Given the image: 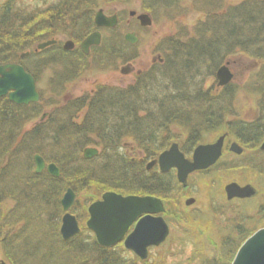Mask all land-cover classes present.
<instances>
[{"label": "trees", "instance_id": "16d2710c", "mask_svg": "<svg viewBox=\"0 0 264 264\" xmlns=\"http://www.w3.org/2000/svg\"><path fill=\"white\" fill-rule=\"evenodd\" d=\"M180 1L166 0L165 6L175 11L167 12L173 19L184 15L178 9ZM224 1L192 0L190 11L205 18L192 27L190 35L187 27H181L179 36L164 40V63H156L127 87L100 85L93 94L60 103L66 83L80 74L81 67L73 66L55 71L52 94L40 90L39 102L16 104L7 95L0 96V250L7 264H171L169 251H162L154 261L141 260L122 247L101 246L86 225L65 240L60 233L61 199L68 188L78 194L96 184L100 192L152 194L167 200L179 190L175 176L147 171L145 164L174 140H168L169 124L182 123L199 134L217 129L224 125L225 113L234 109L239 92L259 96L264 115V0L229 6ZM33 17L16 8L0 10L4 61L17 60V51L38 41ZM236 55L260 62L259 72L243 86L229 84L213 96L206 80ZM21 61L34 76L42 73ZM49 106L52 110L44 113ZM39 115L42 119L28 128ZM236 127L245 142L257 143L260 135H253L251 127ZM198 133L192 134L194 139H201ZM123 138H131L145 152L143 161L119 151ZM89 146L100 147V153L83 157ZM35 154L54 162L60 175L46 170L37 173ZM94 200L88 197L85 206L75 200L69 209L79 224L87 220V207ZM218 222L211 229L219 238V253L210 256L198 235H190L195 249L188 264H231L238 248L255 231L241 224L232 225L234 231L225 230L224 223Z\"/></svg>", "mask_w": 264, "mask_h": 264}, {"label": "rangeland", "instance_id": "374dc122", "mask_svg": "<svg viewBox=\"0 0 264 264\" xmlns=\"http://www.w3.org/2000/svg\"><path fill=\"white\" fill-rule=\"evenodd\" d=\"M110 1L112 0H92L90 8L96 9L98 6H104L105 3ZM241 1L243 0H225L224 2L229 6ZM126 2L127 0H118L119 4H128V9H134L137 11L141 10L143 5L142 0ZM9 4L12 5L13 8L24 13V15L30 13L34 14V12H36V5H34L32 0H0V10ZM191 4L193 5L192 0L180 1L178 9L179 11L183 10L184 15H178L175 19L171 18L167 13H173L174 10L168 8L163 9V7L155 8L159 10L153 9L155 23L150 26L148 30L141 31L140 39L136 44V51L132 55L125 54L122 56L123 54L118 53L117 55H114L115 57L113 58V61L108 59V55H106L105 51L104 54L98 52L87 58L79 57L77 54L57 55L58 62L55 64V68L52 70H43L42 73L38 74L39 80L37 86L39 90H44V93L52 94L51 89L54 85L52 84V79L55 76V71L58 70L64 72V70H69V68L73 66H79L82 70L80 69V74L77 75L74 80L66 83L64 88L65 91L59 98L60 103H65L69 99L93 94L91 93V90L100 85L127 87L136 83L137 78L136 75L133 74L135 71H141L140 73L137 72V76H140L146 72V70L150 69L153 64L164 63V61H157L154 63V58L158 57V53L162 50L164 51V40L171 36H179V29L181 27H187V30L191 31L188 33L190 35L193 33L192 27L199 20L205 18V14L203 13L190 11L189 8L191 7ZM46 38V33H44L43 36L38 35V41H35L29 49L34 48L37 42ZM3 40L5 39L3 38ZM105 40V44H103L104 50L106 48L104 46H107L108 42L112 44L111 41L119 42L120 39L119 35L113 38V40L111 36L107 35ZM9 44L10 41L8 40L7 45ZM16 55L19 57L18 53ZM127 57L131 59L130 61H132L134 69L128 73H122L121 67L125 66L127 63L124 62L123 58ZM162 57L164 58V53H162ZM24 62L26 65L28 64L27 61L24 60ZM225 63H228L229 68L235 72L236 76L224 86L218 85L216 74L215 76L208 78L205 87L211 89L213 96H216L217 94L220 95L224 88L229 84H235L239 87L243 86L257 75L261 64L253 59L237 55L231 57ZM28 65L29 68H34V65ZM49 97L52 98L51 95H48V98ZM259 99V96H248L244 92H239L233 102L234 109L231 112L225 113L223 123L226 121L247 120L259 115ZM50 109L52 110L51 106L46 108L43 112H49ZM83 115L84 112L80 115L79 121ZM40 119L42 118H40L39 115L36 119L28 123L27 127L29 128L33 124H36ZM169 130L170 136L168 140L175 139L182 141L188 138L187 131L189 132V128L187 126L185 129L182 123L174 122L169 124ZM223 130H225V127L221 128L219 132L210 131L203 133L201 138L205 141L215 138ZM192 138H195V135H193ZM245 148L246 153L241 158H235L233 157V154L227 153L222 158V161L210 170V172L193 174L189 178V187L187 189H181L182 187L178 185L179 190L177 191V194L166 200L169 208L176 213V216H169V223L171 226L170 234L160 246L150 248L147 259L155 261L158 259L159 254H161L162 251H169L172 253L170 255L171 264H175L179 260H183L182 264H188L187 258L191 254V249H195L192 248L194 244L192 243L193 240L191 239V236L195 237L196 235H198L197 237L203 245L204 251L210 256H215L219 253V238L213 235V230L211 228H213L212 223L215 224L218 220L222 221L221 224L224 223L223 227L225 230L230 227L231 231H234L236 227L233 226H237L238 224L253 230L257 228L253 219L259 214L258 209H260V205L264 204V156H257V148H252L251 145H245ZM127 149L129 151L128 154H126ZM119 151L126 155L135 156V159H138L143 153L140 152L142 150L136 148V144L131 138L122 139ZM253 157L254 160H250ZM240 160L245 164L241 163ZM233 179H236L237 181L239 180L241 183H253L256 186L255 196L246 200H227L224 192V184ZM100 190L99 185L93 184L88 190H80L79 193L76 194L75 200H78L81 204L80 206H85L88 202H86L88 197H91L92 199L94 198V201L101 198L102 192H100ZM192 197L195 198V202L192 205H186L185 202ZM260 215L263 216L261 213ZM84 225H86V220L80 222L82 228ZM217 227L219 226L217 225ZM122 246L123 245H121V247ZM191 255H193V253ZM0 259H5L1 250Z\"/></svg>", "mask_w": 264, "mask_h": 264}, {"label": "water", "instance_id": "95a60500", "mask_svg": "<svg viewBox=\"0 0 264 264\" xmlns=\"http://www.w3.org/2000/svg\"><path fill=\"white\" fill-rule=\"evenodd\" d=\"M95 20L98 26H114L117 22L116 18L106 16L102 10L96 13ZM99 41L100 33L95 32L81 43V47L84 51H88L92 44L99 43ZM50 43H42L39 47ZM70 44L71 41L67 42L66 48ZM130 71H132L130 64L121 67L122 73ZM216 77L219 86H224L233 79L228 63H224L217 69ZM4 95H7L9 101L16 104L40 101L35 78L23 65L18 63L0 65V96ZM222 147L223 137L214 144L199 145L194 150L193 160H188L179 150L178 145L174 143L148 167H152L157 161L164 171L175 167L178 170V181L186 185L189 173L214 164L222 154ZM261 148L264 149V142ZM97 153L95 148L87 147L83 156L89 158ZM34 161L37 173L46 170L50 175H60V168L54 162L47 163L42 155L35 154ZM225 191L228 199L249 197L255 194V190L249 185L241 187L237 183L226 185ZM75 199L76 193L71 188L66 190L61 199L64 214L61 219L60 233L65 240L81 232L77 217L69 211ZM187 203L189 204L191 201ZM163 210L162 201L156 197L125 196L114 191H106L101 199L88 206L89 217L86 220V226L94 232L96 240L101 246L109 247L123 239L138 216L145 214L137 220L134 229L124 239L125 248L144 260L149 255V247L160 245L169 235L170 229L165 219L161 216H153V213ZM0 264H7V262L0 259ZM231 264H264V227L256 230L241 244Z\"/></svg>", "mask_w": 264, "mask_h": 264}, {"label": "flooded vegetation", "instance_id": "af4514ba", "mask_svg": "<svg viewBox=\"0 0 264 264\" xmlns=\"http://www.w3.org/2000/svg\"><path fill=\"white\" fill-rule=\"evenodd\" d=\"M132 0H127V2H131ZM143 5L141 10L137 11L134 9H128V4L127 5H121L118 3V0H112L110 2H107L104 4V6H98V8H90L92 0H32L34 5H36V12H34V21H35V29L37 30L38 34L41 36L46 33L47 38L44 40H40L37 42L32 49H26V50H21L17 51L19 54V57L17 60L13 61H4V55L2 52H4L5 47H0V65L7 64V63H18L22 64L21 60L27 61L28 64H32L35 67V71L38 72L39 69L42 70H47V69H54L55 64H56V56L57 55H70V54H77L79 57H88L92 56L94 54H97L98 52L101 54H104V51L106 55H108V59L113 60V58H110L109 56H114L119 54H127V55H132L135 53L136 49V44L138 43L140 39V34L142 33V30H148L150 26H152L155 22L154 18V11L153 9L155 8H160L163 7V9H166L167 7L165 6L166 0H142ZM151 1V4H150ZM126 2V3H127ZM6 10H10L13 8L12 5H8L4 7ZM102 10L103 13L108 16V17H113L116 18V23L114 26L112 25H104V26H98L96 24V13ZM159 10V9H155ZM112 21V20H111ZM43 22V23H42ZM98 32L100 33V41L99 43L92 44L89 48L88 51H84L81 47V43L92 33ZM120 32V33H119ZM109 35L113 38L117 37L119 35V42H112L113 44H110L108 42L105 50L103 48V44H105V39L106 36ZM71 41V44L69 45L68 48H66V43ZM51 42L50 44L44 46V47H39L40 44L42 43H47ZM16 53V54H17ZM162 53L164 51H160L158 53V57L154 58L156 63L157 61L162 62L164 58L162 57ZM20 59V60H18ZM47 60V63H46ZM61 61V60H60ZM126 64H130L132 70L133 68V63L132 61H128ZM70 65V64H68ZM155 64H153L151 67H153ZM26 69V66L23 65ZM67 66V65H66ZM150 67V68H151ZM230 69V72L233 74V78L236 76L235 72ZM27 70V69H26ZM28 71V70H27ZM29 72V71H28ZM140 73L141 71H135L133 74L136 75ZM31 73V72H30ZM32 74V73H31ZM33 75V74H32ZM33 77L36 80V87L37 90L40 94V90L37 86L39 76L36 77L33 75ZM135 78V77H134ZM98 88H93L91 90V93H94ZM6 96V95H4ZM40 99H41V94H40ZM39 102V101H38ZM259 115H256L254 118L247 119V120H237V121H226L224 122V125L221 127H218L217 129L210 130V131H217L219 132L221 128L225 127V130H223L221 133H219L215 138L209 139V140H203L202 135L203 133L210 132V131H201L200 134L197 131L189 132L187 131V139L184 140H173L164 150H162L156 157L152 159H148L146 161V169L147 171H153L157 170L158 172L162 174L169 173L170 175H174L178 185L181 186V189H187L189 187V178L193 174H199V173H206L210 172L214 167H216L221 161L222 158L224 157L225 154L231 153L233 154V157L235 158H241L242 156L245 155L246 153V148L245 145H251V147L257 148V156L263 157L264 156V149L261 148L263 142H264V127L261 126L264 124V118H262V113L261 111L258 112ZM246 126L248 125L252 129V134L255 135H260L257 143H247L245 142L244 138L241 137V135L238 133L240 131L239 127L236 126ZM184 126V125H183ZM186 129V127L184 126ZM242 130V129H241ZM243 131V130H242ZM258 131V132H257ZM198 133L200 135L201 139H194L192 138L191 134ZM191 135V136H190ZM190 136V137H189ZM223 137V147H222V154L220 157L217 159V161L212 164L211 166L204 168V169H197L194 170L193 172L189 173L186 181V185H183L178 181L177 177V168L172 167L171 169L164 171L160 168L159 162L157 161L152 167H148V165L154 161L157 160L159 155L170 148V146L174 143L178 145L179 150L183 153L184 157L188 160H193V154L194 150L196 149L197 146L199 145H207V144H214L216 143L220 138ZM250 137V136H248ZM128 144V143H127ZM245 144V145H244ZM92 148H95L97 150V154L94 156L98 155L101 151L100 147L96 146H90ZM87 148V147H86ZM128 154V149L126 151ZM143 152L142 156L138 158V160L143 161L145 157V152ZM125 154V153H124ZM125 154V155H126ZM132 159H135V156H130ZM93 157V156H92ZM91 158V157H90ZM250 160H254V157ZM241 161V160H240ZM241 163H243L241 161ZM245 164V163H243ZM247 165V164H246ZM257 167V166H256ZM264 170V166H263ZM230 183H237L241 187L249 185L255 190L256 193V186L251 183V182H239L236 179H233L232 181L227 182L224 184V192L226 195L227 200L232 201V200H246L253 198L255 196H249V197H233L228 199V196L225 191L226 185ZM106 191H114V190H106ZM101 193V197L103 193ZM117 192V191H114ZM122 195H137V196H153L158 199H160L163 203L164 210L159 212V213H153V216H161L165 219L167 222L169 229L171 231V226L169 223V216H176V213L169 208V205L166 203V200L160 196L157 195H152V194H139V193H127L123 194L121 192H117ZM101 199V198H100ZM188 201H191V203H187ZM188 201L185 202L186 205H192L195 202V198H189ZM263 207L264 204L260 205V209H258L259 214H257V217L249 218L254 220V224L257 226L255 231L263 228L264 227V214H263ZM260 213L263 215L261 216ZM145 214L139 215L137 220L144 216ZM89 217V216H88ZM137 220L133 223V225L130 227L128 230L127 234L125 237L134 229ZM252 223V221H251ZM81 227V226H80ZM89 229V228H88ZM82 230V227H81ZM90 232L94 234V232L89 229ZM254 231V232H255ZM253 232V233H254ZM252 233V234H253ZM170 234V232H169ZM251 234V235H252ZM95 236V234H94ZM169 236V235H168ZM167 236V238H168ZM121 239L119 242L115 243L112 246L109 247H121V245L124 246V239ZM96 238V236H95ZM166 238V239H167ZM163 243V242H162ZM161 243V244H162ZM160 244V245H161ZM158 245V246H160ZM122 248L132 254H135L133 251L125 248V246ZM151 247H157V246H151ZM149 247V250L150 248ZM136 255V254H135ZM137 256V255H136ZM138 257V256H137ZM139 258V257H138Z\"/></svg>", "mask_w": 264, "mask_h": 264}]
</instances>
